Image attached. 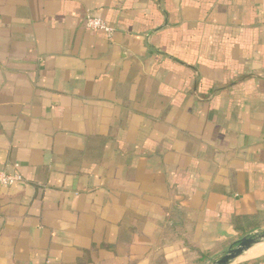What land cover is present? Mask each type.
Listing matches in <instances>:
<instances>
[{
  "label": "crops",
  "instance_id": "obj_1",
  "mask_svg": "<svg viewBox=\"0 0 264 264\" xmlns=\"http://www.w3.org/2000/svg\"><path fill=\"white\" fill-rule=\"evenodd\" d=\"M0 169V264H210L264 229V0H0Z\"/></svg>",
  "mask_w": 264,
  "mask_h": 264
},
{
  "label": "water",
  "instance_id": "obj_2",
  "mask_svg": "<svg viewBox=\"0 0 264 264\" xmlns=\"http://www.w3.org/2000/svg\"><path fill=\"white\" fill-rule=\"evenodd\" d=\"M262 241H264V229L245 234L231 243L226 251L213 259L210 264H233L245 250Z\"/></svg>",
  "mask_w": 264,
  "mask_h": 264
},
{
  "label": "built area",
  "instance_id": "obj_3",
  "mask_svg": "<svg viewBox=\"0 0 264 264\" xmlns=\"http://www.w3.org/2000/svg\"><path fill=\"white\" fill-rule=\"evenodd\" d=\"M84 26L90 30L102 31L107 36H110L113 32V28L105 20L90 13H86L84 17ZM17 166V164H14V168ZM22 180L23 176L18 171L0 169V185L7 186Z\"/></svg>",
  "mask_w": 264,
  "mask_h": 264
}]
</instances>
